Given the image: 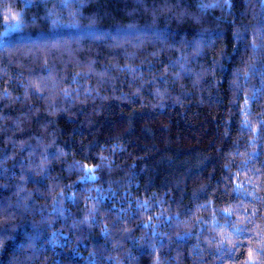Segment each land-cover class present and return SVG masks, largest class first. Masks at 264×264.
Segmentation results:
<instances>
[{"label":"trees","instance_id":"16d2710c","mask_svg":"<svg viewBox=\"0 0 264 264\" xmlns=\"http://www.w3.org/2000/svg\"><path fill=\"white\" fill-rule=\"evenodd\" d=\"M0 264H264V0H0Z\"/></svg>","mask_w":264,"mask_h":264},{"label":"snow or ice","instance_id":"6c2138e0","mask_svg":"<svg viewBox=\"0 0 264 264\" xmlns=\"http://www.w3.org/2000/svg\"><path fill=\"white\" fill-rule=\"evenodd\" d=\"M238 231H242V230H238Z\"/></svg>","mask_w":264,"mask_h":264}]
</instances>
